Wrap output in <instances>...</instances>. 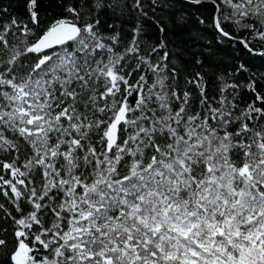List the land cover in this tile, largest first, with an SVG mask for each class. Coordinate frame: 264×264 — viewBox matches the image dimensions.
I'll return each mask as SVG.
<instances>
[{
    "label": "snow or ice",
    "instance_id": "obj_1",
    "mask_svg": "<svg viewBox=\"0 0 264 264\" xmlns=\"http://www.w3.org/2000/svg\"><path fill=\"white\" fill-rule=\"evenodd\" d=\"M10 7L0 264H264V0Z\"/></svg>",
    "mask_w": 264,
    "mask_h": 264
},
{
    "label": "trees",
    "instance_id": "obj_2",
    "mask_svg": "<svg viewBox=\"0 0 264 264\" xmlns=\"http://www.w3.org/2000/svg\"><path fill=\"white\" fill-rule=\"evenodd\" d=\"M0 4H2L3 6L11 5L10 11H23V0H0ZM183 7L188 12L195 11V9L189 4H184ZM158 15H160V13H158ZM197 34L198 33L195 32V26H193V35ZM180 39H183L185 41L187 40L186 37H180ZM210 39L211 35L206 34L202 37L201 41L196 44V46L193 47L188 43H186L185 46L191 47L192 51L194 52H205V54L209 56V60L215 58L218 60L223 59L231 61L234 58H239V60H237L236 62H246L253 72L264 73V59L255 56H249L242 51H237V46L235 45L213 43L211 45L212 52L209 54L207 52L208 45L206 44V41Z\"/></svg>",
    "mask_w": 264,
    "mask_h": 264
}]
</instances>
